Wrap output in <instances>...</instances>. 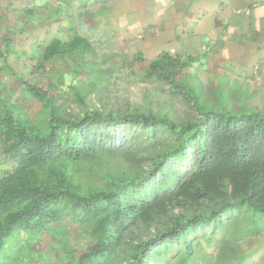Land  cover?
<instances>
[{
    "label": "trees",
    "instance_id": "trees-1",
    "mask_svg": "<svg viewBox=\"0 0 264 264\" xmlns=\"http://www.w3.org/2000/svg\"><path fill=\"white\" fill-rule=\"evenodd\" d=\"M69 29V38L40 44L24 82L28 110L40 106L42 115L33 121L0 105L1 153L12 163L0 175V264L44 234H62L67 221L87 242L79 251L62 242L57 264H192L202 243L195 234L222 264H264V253L256 260L241 244L264 227V109L210 104L182 78L193 57L169 51L148 61L143 81L184 97L198 116L156 108L147 90L143 103L97 107L95 85L73 84L78 106L69 107L48 64L73 58L77 79L97 55L89 37Z\"/></svg>",
    "mask_w": 264,
    "mask_h": 264
},
{
    "label": "rangeland",
    "instance_id": "rangeland-1",
    "mask_svg": "<svg viewBox=\"0 0 264 264\" xmlns=\"http://www.w3.org/2000/svg\"><path fill=\"white\" fill-rule=\"evenodd\" d=\"M114 2L111 0L108 2L92 0V2L84 4V2L75 0L72 5L66 6L68 11L62 16L65 25L63 24L62 28L57 27L59 36L69 38L73 33L69 27H72L78 33L91 39L97 55L94 68H89L84 77L79 76L77 79L73 76L75 67L73 58L48 64L49 77L60 87L58 90L62 94L60 100L69 107L78 106L72 91L73 84L83 85L85 89L95 85V89L91 91L89 98L97 107L107 106L118 101L123 102V99L134 104L143 103V94L147 90L156 108L165 109L168 107L182 116H198L197 107L193 103H189L184 97L172 96L160 85L143 81V73L150 60V57H146L136 48L142 37L148 39L147 29L141 21L143 17L137 18L134 23L126 24L124 21L120 28L113 27L114 21L111 17L113 13L102 12L104 7L107 8V6L111 7L116 4ZM141 4L145 6V3L139 5ZM98 10L101 13H97ZM108 10L111 9L108 8ZM155 17V15H151V17L149 15V19L155 20ZM124 26L128 27L126 32L134 31L135 33H124L122 31ZM129 36L133 38H128ZM33 58L34 54L30 53L25 57V70L28 73L34 71L33 63L35 61ZM249 60L248 58L247 61ZM213 72L214 70L209 71L206 66L198 63L186 68L182 73V78L194 85L197 93L210 104L220 107L221 101H223L229 109L233 110L253 107L264 109V77L262 76L261 65L252 66L236 79L233 78L236 76L235 73H232V76L228 75L230 78L225 83L216 80L217 75H214ZM18 100L21 109L28 110L30 101L27 94L21 93ZM40 109V106H35L28 110L31 120L35 121L42 115ZM10 167H12V163L3 157L0 144V175ZM236 218L237 212L233 214L226 227H221L222 225L219 224L221 231L218 230V232L222 233L227 226L232 225ZM66 223L62 234L40 236L35 242H31L23 248L18 255L19 258L12 256L9 260H3V264H57L59 256L63 257L62 242H65L70 249L81 250L87 242L81 226L79 227L71 221ZM202 235L195 234L192 237L193 240L196 238V242H202V246L200 245V249H198L199 247L198 250L196 249L197 252L191 259V263L222 264L218 258L217 247L208 243L205 240V235L204 237ZM241 244L244 252L255 250L253 257L255 259L257 257L256 260H259L258 255L264 253V227L262 230H248L247 236L242 239ZM173 264L176 263L173 262Z\"/></svg>",
    "mask_w": 264,
    "mask_h": 264
},
{
    "label": "crops",
    "instance_id": "crops-1",
    "mask_svg": "<svg viewBox=\"0 0 264 264\" xmlns=\"http://www.w3.org/2000/svg\"><path fill=\"white\" fill-rule=\"evenodd\" d=\"M111 1L116 4L102 13H113V27L143 17L148 39L142 37L136 48L150 59L162 51L192 56L191 66L199 63L214 70L216 80L224 83L232 73L236 79L254 65H261L264 77V0ZM66 6L60 0H0V105L21 107L19 95L26 93L24 82L34 73L25 70V57L59 35ZM127 28L122 31L135 33Z\"/></svg>",
    "mask_w": 264,
    "mask_h": 264
},
{
    "label": "built area",
    "instance_id": "built-area-1",
    "mask_svg": "<svg viewBox=\"0 0 264 264\" xmlns=\"http://www.w3.org/2000/svg\"><path fill=\"white\" fill-rule=\"evenodd\" d=\"M208 50V49H207Z\"/></svg>",
    "mask_w": 264,
    "mask_h": 264
}]
</instances>
